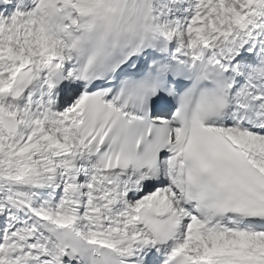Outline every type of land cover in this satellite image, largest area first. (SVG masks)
<instances>
[{
	"label": "snow or ice",
	"instance_id": "obj_1",
	"mask_svg": "<svg viewBox=\"0 0 264 264\" xmlns=\"http://www.w3.org/2000/svg\"><path fill=\"white\" fill-rule=\"evenodd\" d=\"M0 264H264V0H0Z\"/></svg>",
	"mask_w": 264,
	"mask_h": 264
}]
</instances>
